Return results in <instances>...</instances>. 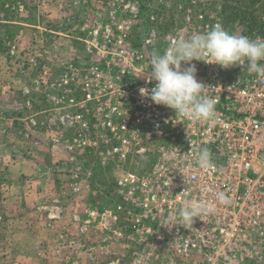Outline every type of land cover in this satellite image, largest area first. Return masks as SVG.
Wrapping results in <instances>:
<instances>
[{
  "label": "rangeland",
  "instance_id": "1",
  "mask_svg": "<svg viewBox=\"0 0 264 264\" xmlns=\"http://www.w3.org/2000/svg\"><path fill=\"white\" fill-rule=\"evenodd\" d=\"M24 1V23L0 25V264H188L158 249L156 222L146 234L147 194L118 185L175 158L168 137L149 140V126L130 114L124 91L143 78L129 74L126 51L149 66L174 36L215 20L230 35L264 38V0ZM226 70L232 82L257 76ZM87 84L102 89L81 107ZM111 111L109 128L98 119Z\"/></svg>",
  "mask_w": 264,
  "mask_h": 264
},
{
  "label": "built area",
  "instance_id": "2",
  "mask_svg": "<svg viewBox=\"0 0 264 264\" xmlns=\"http://www.w3.org/2000/svg\"><path fill=\"white\" fill-rule=\"evenodd\" d=\"M199 18L205 22L203 15ZM216 24L222 26V21L215 20L212 26ZM204 25V32L210 30V25ZM126 54L131 62L129 74L132 71L133 76L146 78L149 66L142 52L129 49ZM139 62L143 65L137 68ZM192 63L197 66V79L208 86L204 95L216 100V122L190 121L176 116L174 110L140 95V88L151 89L155 81L134 79L124 92L132 99L128 105L130 114L136 115L135 124L149 126L146 134L149 140L168 137L173 143L171 154L175 158L170 164L163 162L147 180L131 176L118 185L123 190L136 184L134 190L147 194L141 203L148 208L151 222L146 234L153 233L151 225L156 222L160 228L156 236L160 241L159 250L183 254L189 258L188 264H264V78L256 76L232 82L228 81L226 68L198 61ZM92 75L96 79L105 78L98 70ZM117 76L118 80L120 76ZM113 86L118 89V85ZM100 89L99 84L85 85L81 107L96 103ZM120 91L121 88L115 94L121 96ZM75 100L69 99L70 104L76 103ZM113 111L98 121L111 128ZM81 118L76 117V121ZM128 124L129 118H125L121 128L125 130ZM202 148L210 151L211 169L198 167ZM186 190L187 193L181 194ZM216 192L227 194L231 203L224 205L215 201ZM130 198L133 199L132 192ZM188 199L213 202L215 212L194 218L193 225L187 228L180 224L164 226L168 224L167 218L178 214ZM143 241L148 242V237ZM149 246L154 249L153 243Z\"/></svg>",
  "mask_w": 264,
  "mask_h": 264
},
{
  "label": "clouds",
  "instance_id": "3",
  "mask_svg": "<svg viewBox=\"0 0 264 264\" xmlns=\"http://www.w3.org/2000/svg\"><path fill=\"white\" fill-rule=\"evenodd\" d=\"M193 61L223 68L246 66L249 74L264 78V38L230 35L220 24H216L206 32L189 37L177 34L166 48L151 53L150 70L143 79L148 83L155 81V84L151 89L140 88V95L156 105L174 110L176 116L190 121L216 122V100L204 95L208 86L197 79V66ZM197 163L203 170L213 167L208 148L199 151ZM214 199L224 205L231 203L230 197L224 192H216ZM214 212L213 202L188 199L178 214L167 218L168 224L164 226L180 224L187 228L193 225L194 218Z\"/></svg>",
  "mask_w": 264,
  "mask_h": 264
},
{
  "label": "trees",
  "instance_id": "4",
  "mask_svg": "<svg viewBox=\"0 0 264 264\" xmlns=\"http://www.w3.org/2000/svg\"><path fill=\"white\" fill-rule=\"evenodd\" d=\"M27 9H29V7L24 0H0V25H16L17 21L15 22L12 20L14 17L19 19L20 21L18 22L22 25L25 21L22 18V11L25 10V12H28Z\"/></svg>",
  "mask_w": 264,
  "mask_h": 264
}]
</instances>
